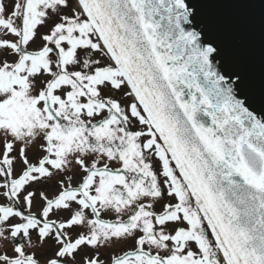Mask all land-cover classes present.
Here are the masks:
<instances>
[{
	"label": "snow or ice",
	"instance_id": "6c2138e0",
	"mask_svg": "<svg viewBox=\"0 0 264 264\" xmlns=\"http://www.w3.org/2000/svg\"><path fill=\"white\" fill-rule=\"evenodd\" d=\"M0 264H264V0H0Z\"/></svg>",
	"mask_w": 264,
	"mask_h": 264
}]
</instances>
